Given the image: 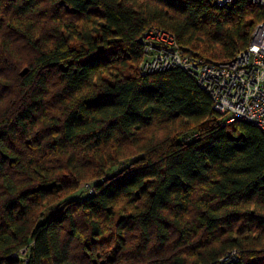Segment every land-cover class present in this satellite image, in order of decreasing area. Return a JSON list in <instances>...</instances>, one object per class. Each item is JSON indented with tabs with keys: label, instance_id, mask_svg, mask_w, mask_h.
Wrapping results in <instances>:
<instances>
[{
	"label": "trees",
	"instance_id": "trees-1",
	"mask_svg": "<svg viewBox=\"0 0 264 264\" xmlns=\"http://www.w3.org/2000/svg\"><path fill=\"white\" fill-rule=\"evenodd\" d=\"M263 17L248 0H0V264H221L232 251L227 264H264L263 132L222 125L180 68L138 70L148 27L226 61Z\"/></svg>",
	"mask_w": 264,
	"mask_h": 264
},
{
	"label": "built area",
	"instance_id": "built-area-1",
	"mask_svg": "<svg viewBox=\"0 0 264 264\" xmlns=\"http://www.w3.org/2000/svg\"><path fill=\"white\" fill-rule=\"evenodd\" d=\"M233 1L212 0L218 7H226ZM248 1L260 5L264 11V0ZM139 44L142 55L138 70L141 75L180 68L207 93L210 110L222 116V125L243 122L264 134V17L254 27L249 44L226 61L194 57L180 48L170 32L152 26L142 32ZM197 137L195 133L187 140ZM26 253V248L18 253L23 262ZM234 261L236 252L232 251L220 263Z\"/></svg>",
	"mask_w": 264,
	"mask_h": 264
},
{
	"label": "rangeland",
	"instance_id": "rangeland-1",
	"mask_svg": "<svg viewBox=\"0 0 264 264\" xmlns=\"http://www.w3.org/2000/svg\"><path fill=\"white\" fill-rule=\"evenodd\" d=\"M123 163H125V162H123ZM117 168L118 167H116V169ZM109 174H110V172H109ZM95 182H97V180H95V181H87V182L80 183V185L78 186V188L76 190L71 191L69 193V195L67 194L63 199H77V200H80V199L85 198L86 196H88L92 192V186H93V184ZM55 208H57V205L56 204L55 205L53 204L52 206L46 207L45 210L52 211Z\"/></svg>",
	"mask_w": 264,
	"mask_h": 264
}]
</instances>
